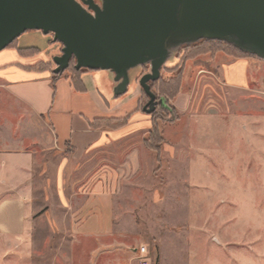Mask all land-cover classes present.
<instances>
[{
    "label": "rangeland",
    "instance_id": "obj_1",
    "mask_svg": "<svg viewBox=\"0 0 264 264\" xmlns=\"http://www.w3.org/2000/svg\"><path fill=\"white\" fill-rule=\"evenodd\" d=\"M234 51L219 43L181 50L176 66L163 68L151 85L158 101L151 114L142 111L148 98L135 83L147 129L118 138L93 159L102 190L116 193L119 250L109 241L83 247L39 219L31 246H0L5 262L45 264L46 256L93 252L141 264L137 251L145 247L147 264H264V62ZM238 61L251 64L242 72L232 65ZM114 121L102 128L128 125ZM29 254L41 259L29 262Z\"/></svg>",
    "mask_w": 264,
    "mask_h": 264
},
{
    "label": "crops",
    "instance_id": "obj_2",
    "mask_svg": "<svg viewBox=\"0 0 264 264\" xmlns=\"http://www.w3.org/2000/svg\"><path fill=\"white\" fill-rule=\"evenodd\" d=\"M20 39L0 52V246H31L30 232L40 219L51 231L68 234L83 247L85 242L104 245L109 241L111 250H119L121 235L114 226L116 193L102 190L105 180L96 173L93 159L98 160L100 151H107L118 138L147 129L136 111L135 84L130 94L111 101L105 73H80L75 80L64 73L54 79L52 59L60 55L61 46L40 32ZM250 64L232 65L244 72ZM116 119H128V125L108 131L96 122ZM44 155L50 158L43 159ZM43 160L49 162L42 164ZM39 167L42 171L36 173ZM50 168L53 173L49 174ZM6 258L0 254V264H8ZM37 259L41 257L28 255L29 262ZM59 262L129 261L124 255L106 258L93 252L44 259L45 264Z\"/></svg>",
    "mask_w": 264,
    "mask_h": 264
},
{
    "label": "water",
    "instance_id": "obj_3",
    "mask_svg": "<svg viewBox=\"0 0 264 264\" xmlns=\"http://www.w3.org/2000/svg\"><path fill=\"white\" fill-rule=\"evenodd\" d=\"M32 31L61 46L53 75L71 61L105 73L111 101L137 82L146 114L158 105L150 84L184 47L219 43L264 62V0H0V52Z\"/></svg>",
    "mask_w": 264,
    "mask_h": 264
},
{
    "label": "trees",
    "instance_id": "obj_4",
    "mask_svg": "<svg viewBox=\"0 0 264 264\" xmlns=\"http://www.w3.org/2000/svg\"><path fill=\"white\" fill-rule=\"evenodd\" d=\"M206 43H209V42H201V43H199V44H196V45H194V46H192V47H190V48H187V47H184L183 49H182V51H185V50H189V49H191V48H194V47H196V46H199V45H202V44H206ZM236 54H238L239 56H242V57H251V56H247V55H243V54H240V53H238V52H236V51H234ZM254 58V57H253ZM73 65H74V61H71V63H70V66H69V68L66 70V72L65 73H68V74H70V76L72 77V79H74L75 80V77H77L78 76V74H80V73H86V72H91V71H88V70H80V71H75L74 70V68H73ZM64 74V73H63ZM62 75V74H61ZM61 75H54L53 77H54V79H57L58 77H60ZM155 83V82H154ZM153 83H151L150 84V87H151V90H152V85ZM144 94V93H143ZM145 95V94H144ZM146 96V95H145ZM101 127H102V125L104 124H106V123H109V122H115L114 120H106V121H104V120H99V121H96ZM150 133H152V131H150Z\"/></svg>",
    "mask_w": 264,
    "mask_h": 264
},
{
    "label": "built area",
    "instance_id": "obj_5",
    "mask_svg": "<svg viewBox=\"0 0 264 264\" xmlns=\"http://www.w3.org/2000/svg\"><path fill=\"white\" fill-rule=\"evenodd\" d=\"M147 249L145 247H141L138 249V255H139V259L143 260L141 261V264H147L145 261V257H147Z\"/></svg>",
    "mask_w": 264,
    "mask_h": 264
}]
</instances>
